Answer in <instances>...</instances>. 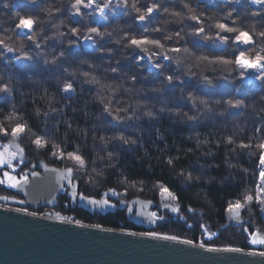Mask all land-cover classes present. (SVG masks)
<instances>
[{
  "label": "trees",
  "instance_id": "trees-1",
  "mask_svg": "<svg viewBox=\"0 0 264 264\" xmlns=\"http://www.w3.org/2000/svg\"><path fill=\"white\" fill-rule=\"evenodd\" d=\"M96 1L93 4L89 0H0V48L4 41L19 42L17 47L6 44L13 47V56L16 57L3 58L0 54V78L5 77L6 73L9 78L19 72L28 74V84L35 89L28 91L33 96H27L24 92L19 97L14 93L17 96L14 98L22 103V98L28 101L34 97L48 98L41 103L33 100L23 104L25 108L22 114L27 124L45 119L43 131H49L45 135L53 136V140L57 141H50L51 147L68 155L79 152L88 157L87 160L90 158L87 155L89 148L100 146L97 141L104 137L102 141L107 145V150L102 152L99 149L94 154L96 156L102 152L100 165L107 164L109 170L119 164L118 160L122 167H131V171L124 170L127 177L135 178L148 187L151 179L147 180L141 174L146 168H153L155 173L152 180L162 176L156 174L157 171L172 184L173 179L177 182L190 178L198 183L208 180L210 182H205L211 184L209 195L213 192L217 194L221 191L217 185L226 183L225 191L221 192L225 199L231 201L237 200L243 190L252 193V180L246 181V178L256 170L264 143V133L256 136L258 128H254V125L262 122L260 128L264 130V120L247 118L243 121L248 135H243L245 127L235 130L221 127L213 135L211 130L217 128L215 123L220 121L215 118L214 125L210 123L207 126L206 116L217 107L220 110L213 114L220 116L225 113L213 95L218 83L216 78L219 74L216 71L225 66L228 68L226 55L238 53L232 45L224 48V51L220 50L223 63L214 64L211 60L216 55L214 51L220 49V37L227 35L229 38L245 32L250 33L255 41V29L257 31L258 27L251 24L256 23L257 19H264V12L256 10L251 0L218 1L212 7L203 6L196 0ZM161 1L167 5L173 3L176 14L170 16L158 12L157 16L145 18L142 25L136 26V11L151 4L159 5ZM261 1L264 0H257ZM178 5L181 7H176ZM103 8V12H98ZM193 11L196 14L192 15ZM182 16L184 20H181ZM161 17L166 19V24ZM26 19L32 23V34L21 38L19 22ZM159 24H164V27ZM230 28L232 31L226 32ZM197 29H201L200 36L196 35ZM193 30L191 39L199 49L189 54L181 47V42L187 37L183 34L191 36ZM195 36L200 39H195ZM81 40H84L82 44ZM257 40L259 43L254 46L260 47L261 53L264 39ZM210 50L214 51L209 53ZM178 53L191 57L183 60L185 65L182 72L169 73L170 67L157 63L156 55L176 59ZM136 54L153 60L155 71L159 74L152 78L147 70V60L137 63ZM260 58L264 60V54ZM27 59L33 64L22 67L23 60L27 62ZM13 61H19V67L12 64ZM260 65L264 69V62ZM67 75L69 80L60 87V80ZM197 79L199 83L195 82ZM71 84L74 91L68 99L66 88ZM50 85L52 88H48ZM263 87L260 80L252 87L254 97L260 99L264 96ZM195 98L200 102L194 103ZM5 102L0 104L1 121L8 120L6 112L10 111V103ZM49 103L57 105L58 111L45 110ZM170 107L175 109V114L166 113ZM259 107L264 109V103H260ZM263 114L262 110L260 116ZM104 117L107 121L110 119V125L105 123ZM108 130L112 132L108 133ZM234 138L236 141L231 142ZM158 142L164 144L163 150L158 148L161 144H156ZM185 171L193 173L196 180L192 179L194 175L181 176ZM240 172L244 175L241 176ZM192 181L186 184L190 188L178 195L180 200L202 207L212 224L222 223L223 204L211 201L205 194H197L199 186L193 187ZM167 187L172 189L170 184ZM75 213L70 216L84 222L113 227L117 226V222L121 223L109 221L116 216L95 219V215L81 211ZM170 232L174 231L162 230L159 233L170 235ZM185 234L183 231L173 235ZM191 238L194 240L196 236Z\"/></svg>",
  "mask_w": 264,
  "mask_h": 264
},
{
  "label": "rangeland",
  "instance_id": "rangeland-1",
  "mask_svg": "<svg viewBox=\"0 0 264 264\" xmlns=\"http://www.w3.org/2000/svg\"><path fill=\"white\" fill-rule=\"evenodd\" d=\"M197 2L204 4L203 6L212 7V5H215V3L219 2H225L226 0H196ZM95 4L96 0H89V3ZM158 2V1H156ZM251 4L254 5L256 10H260L261 12H264V1L257 2V0H251ZM168 6H173V8H168ZM176 7H181V5H178ZM103 9H99L98 12H103ZM176 8L174 4L167 5L165 2H160L159 5L152 4L148 7H144L143 9H139L136 11L137 14H135L136 18V26L142 25V22L151 18L153 15L157 16L158 12H163L165 14H168L170 16L176 14ZM192 15L196 14L194 11L191 13ZM184 16V15H183ZM182 16L181 20H184L185 18ZM159 17L157 19L159 23ZM161 21L166 24V19L161 17ZM182 22V21H181ZM145 23V22H144ZM264 19L260 20L257 19L256 23H252L251 26H255L258 30L255 29V37L257 39H264ZM197 24V23H196ZM146 25V24H144ZM164 24H159V26H163ZM178 27V25H177ZM144 29V28H143ZM150 29V28H148ZM147 29V30H148ZM195 29V27H194ZM32 23L30 20L26 19L22 22H19V36L21 38H27L32 34ZM146 30V31H147ZM201 29H197L196 35L200 36ZM232 28L229 29L231 32ZM194 33V30L190 36L187 33L183 34L186 37V40H183V43L181 42V47L185 48L186 51L191 54L194 52V50L199 49L198 47H195L194 45L197 43H194L191 38ZM146 34V32H145ZM147 35V34H146ZM250 33L240 32L238 35H231L229 38H227V35H222L220 37V49L216 50H210L209 53L214 51V58H212L211 61H213L214 64L217 63H223L221 62V51H224V48H228L231 45L236 49V52L234 54L226 55L225 61L226 63L229 62V66L226 69V66L219 69L220 71H216L219 75L216 79H218L217 88L213 91L214 98L217 103H220L221 107H223L225 113H221L220 116L213 114L212 112L219 111L220 108H215L211 113H208L206 116V125L209 126L210 123L214 125L215 118L220 121V123H215V129L211 130L212 134L215 135L218 128L223 127V129H230L234 128V130L238 127H245L243 135L247 134L246 125L243 121L247 120L249 118L250 120H254L256 118H262L260 116V113L264 112V109L259 107L260 103H264V96H262L260 99H257L256 96L254 97V87L255 84L260 80L261 84L264 85V69H262V66L260 63L264 62L262 60L264 50L260 53L261 48L258 46H254L255 43H259L257 39L255 41L250 37ZM46 37V36H45ZM196 37V36H195ZM200 39V37H196L195 39ZM82 41L81 40V44ZM198 41V40H197ZM140 43V42H139ZM139 43H133L134 45H138ZM18 46L19 42L9 43L5 42L2 44L0 48V54L3 56V58L6 57H16V55L13 56L14 52L12 51L13 47L10 45ZM83 44H86L83 43ZM191 45V46H190ZM200 45V44H199ZM88 47V45L86 46ZM73 48H75L73 46ZM196 48V49H195ZM237 48H240L238 50ZM207 53V54H209ZM263 53V54H262ZM35 58L36 56H31ZM136 61L137 63L146 62V58H144L142 55L136 54ZM134 57V58H135ZM256 57V58H255ZM157 63L161 62L164 64L165 67H170L169 73H179L182 72L184 69L182 68L184 64L183 60H188L191 57L181 54H176V59L170 57V56H159L156 55ZM45 59V58H44ZM43 59V60H44ZM41 60V57H40ZM25 62L23 60L22 67H29V65L33 63H29V59ZM51 62V61H50ZM19 61H13L12 64H17V67H19ZM187 63V61H186ZM196 66H193V68ZM21 67V68H22ZM20 69V68H19ZM147 70L149 73H151L152 78L156 74H159V72L155 71V63L153 60H147ZM28 74H24L23 72H19L18 75L12 76L9 78V74L6 73L5 77H1V84H0V104L4 103H10V111L7 110L6 116L8 120L1 121L0 120V187L2 191H0V197L6 196L5 193H8L11 191V193L14 194L13 198L10 200H5L8 202L15 201L17 202V206L21 208V205L19 200H26L25 196L28 195L31 191L36 192L35 185L34 188H31L30 181L36 182V184L39 186L47 184V186L50 184V182H54L53 186L49 191H47L46 194H43V201L42 204H47L48 207L43 206L41 209H48V208H54L55 210H58L61 215H64L65 209H70V207H73L75 209L76 205H74L73 202H84L88 200H94V201H103V203H108L110 205H113L115 207L114 210H111L110 208H100V211H97L96 209L91 210V212L88 211V209L82 207L84 204L81 203L79 205L78 210L81 212H86L89 215H95L99 219L101 218H108V217H117V218H109L110 222H117L120 221L121 223L117 222V226L113 227V229H128V230H137L135 233L145 234H160L159 232L162 230L165 231H174L170 232V235L172 237H176L173 234H177V232H183L185 231V235H189V237H195L197 240H203L205 242V246H217V244L220 242L222 244H225L227 246H233L238 247V239L242 240V243L246 244L248 247H251L252 249H261L262 247V241H259L256 243L253 239H251V236H253L252 233L256 232L257 230L254 229V225L252 223H249V225H252L251 228L248 226L247 222L255 219V225H259V222L261 220V226L258 228V231L262 229L264 226V219L260 216L262 213L261 207H260V200H259V191H262L263 188V177H264V143L261 145L262 154L260 156L258 165L256 167V170H252V174H249V177L246 178L248 180H252L251 183L253 185L251 186L252 193L254 195V198L256 202H249L241 195L237 197V200H229L225 199L223 196V192L225 191V184L217 185L219 191L217 194L212 193V195H209V189L211 188V184H208V182L202 181H192L187 180L188 178L180 180L178 183L176 181L171 180L174 182L173 184L170 183V180L167 179L165 176H163L162 173L159 171L156 172L161 174L160 178L153 179V174L155 173V169H148L146 168L144 170V173L141 174L143 178H146L147 180H150V187L142 186L141 181H138L135 178L127 177L126 173L124 172L125 169L131 171V167L121 166L122 163L117 160V162L120 164H115L113 167H110L109 170L106 168L107 164L100 165L102 163V157L101 153L105 152L107 150V145L102 141L104 137L100 138L99 142L97 141V144L100 145L98 147L94 146L87 149L88 150V156L90 157L89 160L88 157L82 156L77 153L72 152L70 155L64 153L63 151L56 150L54 147H51L50 141L53 140V136L45 135L46 132L49 131H43V123H45V119H40L39 121L32 122L27 124L26 119L24 118V114H22V110H24L25 106L23 107V104L31 101H35L38 103H41V101H45L48 98H40L37 99V97H34L33 99L22 98V101H19L15 99L14 97H17L14 95H18L19 97L26 94L27 96H33L28 93V91H32L35 88H30V85L28 84ZM69 80L68 75L60 80V87H62L65 82ZM168 80V79H166ZM201 81V80H200ZM195 82L199 83V79H197ZM45 87V86H44ZM52 88V86H48V88ZM264 88V87H263ZM67 89L68 96L67 98L70 99L72 97L74 88L71 84ZM25 92V93H24ZM256 92V91H255ZM24 93V94H23ZM264 95V94H263ZM4 100L3 102L1 100ZM195 102H200V99H193ZM2 102V103H1ZM211 103H215L213 101H210ZM20 103H22L20 105ZM239 103H245L244 105H241ZM210 105V103H207ZM44 107V106H43ZM58 106L54 103H49L46 105L45 110L49 111H58ZM175 109H172L171 107L166 110V113H174ZM18 113L20 114L18 115ZM165 113V112H164ZM183 113V112H182ZM42 114V112L40 113ZM37 116V115H36ZM40 117V116H37ZM105 123L111 124L110 119L103 118ZM183 119V117H182ZM180 118V120H182ZM185 120V119H184ZM102 121V120H101ZM100 121V122H101ZM216 122V120H215ZM247 124V122H245ZM259 123V122H258ZM257 126L254 125V128H258L256 132V136L259 135L260 132L264 133V130L260 128L262 126V122ZM113 126V124H112ZM56 125L54 126V128ZM112 132V130L107 131ZM129 132V131H128ZM242 133V132H241ZM148 135V134H147ZM151 137L150 135H148ZM153 138V137H152ZM216 139V137L214 136ZM151 140V139H150ZM154 140V139H153ZM157 141V140H156ZM231 142H235L236 139H231ZM104 143V144H103ZM161 142H158L156 144H160ZM163 146V147H162ZM164 144L161 143L158 148H161L163 150ZM156 148V146H155ZM101 149V153L94 156L95 151L98 152ZM108 155V154H107ZM185 156H182L184 158ZM101 158V159H99ZM105 159V158H104ZM124 159V158H123ZM116 160V159H115ZM114 160V161H115ZM113 161V162H114ZM44 165H48L46 169H52L49 170V172L53 173L54 177H50L47 179L44 178L45 172L44 170H40ZM25 166L31 167L32 169L37 170L38 168L41 173L38 175L42 177V179H35L32 177V174H35V172H23ZM66 168L68 169V172L66 171ZM154 168H157L154 166ZM159 169V168H157ZM31 170V169H30ZM56 172H55V171ZM71 176L79 175V180L83 181V184H80V186L73 185L71 182H67L66 175ZM185 171L184 174H181V176H187V175H194L193 173H187ZM227 173V172H226ZM254 173V174H253ZM55 174H58L59 176L55 178ZM241 176H243V172H240ZM155 177V176H154ZM188 177V176H187ZM193 176L192 179L194 178ZM69 178V177H68ZM101 179H104L106 182L103 183ZM135 179V180H134ZM46 180V181H45ZM196 180V179H195ZM43 181V182H42ZM192 181L193 187H197L196 190H198V193L205 194L209 196V199L211 201L215 200L218 201V203H222V219L220 224L214 225L211 223V221L207 218L205 215L203 208L199 206H193L189 205L178 197V195L183 194V191L187 190L189 187L186 186L188 182ZM254 181V182H253ZM101 182V183H100ZM226 182V181H225ZM103 183V184H102ZM171 185L172 189H170L168 184ZM215 183V182H214ZM124 184V185H122ZM147 184V183H146ZM103 186L104 187V194L107 193V190L113 189L115 187L116 193H113L115 197L122 196L119 199L128 200V205L134 204L137 206H154L153 201H157L158 205V211L161 212L160 214L152 215V217L156 218L155 220H151L149 222L148 217L151 215L150 212L140 213L137 212L133 215L134 218H137L138 221L142 220L143 222L136 224V226L132 225L131 219H126L125 215V209L127 207V204L122 201L120 204V208H118L117 205H114L112 202H110V199H113L112 193L109 195H103L98 192V190L94 189L96 186ZM152 185V186H151ZM3 186V187H2ZM46 186V185H45ZM130 188L132 191H124L125 188ZM159 186V188L157 187ZM162 186V188H160ZM121 187V188H119ZM135 187V188H134ZM175 187V188H174ZM50 188V187H49ZM31 189V190H30ZM138 189V190H137ZM148 189H153L154 192ZM93 191V193H92ZM182 192V193H181ZM249 195V196H251ZM203 196V195H202ZM91 197V199H90ZM84 198V199H83ZM110 198V199H109ZM14 199V200H13ZM109 199V200H108ZM2 198H0V201ZM153 200V201H152ZM32 201V200H30ZM4 202V203H8ZM27 202V201H26ZM3 202H0V204L5 205ZM26 205V204H25ZM50 205V207H49ZM28 206V205H26ZM161 208H160V207ZM60 208V209H59ZM22 209V208H21ZM25 209V208H23ZM29 209V206H28ZM120 209V210H118ZM236 209V210H235ZM41 210V212H42ZM77 210V211H78ZM102 210V211H101ZM235 210V211H233ZM242 212V216L237 218H232L234 212ZM76 214V213H75ZM107 214V215H106ZM131 211L128 209V217H131ZM74 217L68 216V219H72ZM230 218V219H229ZM96 219V218H95ZM246 219V222L243 220ZM131 221V222H130ZM146 221V222H144ZM241 222V223H237ZM254 223V221H251ZM92 225L96 226H102L100 224L91 223ZM119 224V225H118ZM221 225V226H220ZM225 225V226H224ZM149 226L150 229H145L144 227ZM261 228V229H260ZM264 229V228H263ZM250 231V234L246 236L245 232ZM178 232V233H179ZM240 232V233H238ZM260 232V231H259ZM264 232V231H263ZM262 232V233H263ZM166 235L169 236V233ZM264 235V233H263ZM236 238L235 240L232 238ZM242 236V237H241ZM193 241V239H190ZM218 242V243H217ZM264 249V245L262 250Z\"/></svg>",
  "mask_w": 264,
  "mask_h": 264
},
{
  "label": "water",
  "instance_id": "water-1",
  "mask_svg": "<svg viewBox=\"0 0 264 264\" xmlns=\"http://www.w3.org/2000/svg\"><path fill=\"white\" fill-rule=\"evenodd\" d=\"M32 177L42 179L38 173L32 174ZM44 178L48 180L50 176L45 173ZM34 183L30 182L31 186H36V192L31 191L25 196L28 202L41 201L42 195L54 184L50 182L48 186H38ZM262 191L264 194V179ZM1 201L8 202L5 199ZM88 201L92 206L84 208L89 212L102 208L103 202ZM11 202L17 205V202ZM42 203L38 205L48 207ZM103 206L115 209L108 203ZM20 213L5 211L0 206V264H264V256L206 251L183 242L171 243L162 237L150 238L130 232L122 234L81 224L48 223ZM148 227L144 228L150 229Z\"/></svg>",
  "mask_w": 264,
  "mask_h": 264
},
{
  "label": "bare ground",
  "instance_id": "bare-ground-1",
  "mask_svg": "<svg viewBox=\"0 0 264 264\" xmlns=\"http://www.w3.org/2000/svg\"><path fill=\"white\" fill-rule=\"evenodd\" d=\"M115 130H117V129L115 128ZM114 149H116V148H114ZM47 166L48 165H44L42 168H43L44 172L51 177L52 176V173H50L49 170L46 169ZM26 167L27 166H25V168ZM25 168H24V170H25ZM68 169L69 168H66V171L67 172H68ZM24 172H27V171L25 170ZM28 172H30V171H28ZM58 176H59L58 174H55V178L58 177ZM52 177H54V176H52ZM66 177H67L66 183L67 182H71V183H73V185H77L78 184L79 186H80V184H83V181L82 180H79V175H75L74 174L73 176H71L72 178H70V176L67 173ZM101 180H103L102 181L103 183L106 182L104 179H101ZM30 182H32V181H30ZM178 182L179 181H177V183ZM122 185H124V184H122ZM142 186H145V185H142ZM157 187L159 188V186H157ZM119 188H121V187H119ZM160 188H162V186H160ZM94 189L98 190V192H100V194H103L105 196L106 195H109L111 193H112V195H114L113 193H116L115 187H113V189H111V190H107V193L106 194H104L105 192L103 191L104 190V187L103 186H99L98 185ZM148 190H151L152 192H154L153 189H148ZM124 191H132V189L127 188V186H126V188H125ZM243 191L244 192H241L239 194V196L241 195L242 197H244L247 201H249L251 203L252 202L253 203L256 202V200L254 198V195L253 194L251 195V192H249V190H243ZM92 193H93V191H92ZM249 195H251V196H249ZM0 198L5 199V200H10L11 198H13V195H12V197L11 196H1ZM90 199H91V197H90ZM259 200H260V207H261V210H262V207L264 208V194L261 191H259ZM19 201L22 202V203H20L22 209L19 208L14 202L4 203L5 205L0 204V206L2 207V209H5V211H12L14 213L21 212L20 214H24L25 216H28L29 218L44 220V221H46L48 223L54 222V223L65 224V225H67V224H71V225L81 224V225H87V226H94V225H92L89 222L82 221V219H77V218L76 219L75 218L68 219V216L70 214H74L75 212H78L79 211L78 210V207L82 203L80 201L79 202H73L74 205H76L75 209L73 207H70L72 210H70L69 208L68 209H65V213H63L64 215H61L59 213V211L58 210H55L54 208H48V209H43L42 210L41 208L43 206H39L38 205L39 203H42V201H40V200H36V201H32V202L31 201L28 202L27 200H23V201L22 200H19ZM26 201H27V203H26ZM0 202H2V201H0ZM84 202L86 203L85 206L87 208L89 206H92V205H90L91 202H89L88 199H87V201H84ZM25 204L29 206V209H28V206H26ZM104 204L101 203L102 208H105V206H103ZM85 206L83 205L82 207H85ZM23 208H25V209H23ZM118 208H120V205L118 206ZM41 210H42V212H41ZM118 210H120V209H118ZM235 210H233V211H235ZM46 211H48V213H46ZM84 213L87 214L86 212H84ZM262 213L263 214H260V216L264 219V212H262ZM232 216H233L232 218L240 217V216H242V212L241 211L234 212ZM95 218H98V217H95ZM243 221L246 222V219H244ZM251 221H254V223L251 222ZM251 221L247 222L248 226L251 228L252 225H249V223H252L254 225V229L257 230L256 232L252 233L253 236H251V239H253L256 243H258L259 241H262V247H261V249H256L255 250V249H252L251 247H248L246 244L242 243V240H240V238L237 241L238 247L227 246V245L222 244L220 242L219 243L217 242L218 243L217 246H205V242H203V240H199V239L197 240V238H194V240L191 241L190 240L191 237H189L188 235H181V236L180 235H175L176 237H172L171 235L168 236L166 234H150V233H145V234L138 233V234H140L141 236H149L150 238L154 237V238L160 239L162 237L163 240H166V241L169 240L171 243L174 242V241H176L177 243L183 242V243H186V244H190V246H192L194 248H198V249H202V250H206V251L240 252V253H249V254L258 255V256H264V249L262 250L263 245H264V235H263V233H264L263 232L264 231V229H263L264 226L262 227V229L260 228L261 230H259L260 231L259 232L258 231V228L261 226V220L259 222V225H255V219H253ZM237 223H241V222H237ZM96 227H100V229H102V230L108 229V230H111V231H113V230L114 231H118L119 233H122V234H124V232H127V233L130 232V233L136 234L135 232L137 231V230H128V229H124V230H121V229H113L112 226H103V225L102 226L96 225ZM238 233H240V232H238ZM245 233H246L245 235L248 236L250 234V231H246ZM179 234H180V232H179ZM232 238L234 240L236 239V238H234V236H232Z\"/></svg>",
  "mask_w": 264,
  "mask_h": 264
},
{
  "label": "flooded vegetation",
  "instance_id": "flooded-vegetation-1",
  "mask_svg": "<svg viewBox=\"0 0 264 264\" xmlns=\"http://www.w3.org/2000/svg\"><path fill=\"white\" fill-rule=\"evenodd\" d=\"M31 169V170H30ZM37 170H35V169H32L31 167H26L25 168V170L28 172V171H31V173H33V172H35V173H41V171L38 169V168H36ZM25 170H23V172L25 171ZM3 187V186H2ZM0 191H2V189H1V187H0ZM6 194V196H11L12 197V195L14 196V194L13 193H11V191L10 192H8V193H5ZM122 196H118V197H115L114 195H113V199H110V202H112L114 205H117V206H119L121 203H122V201H124L126 204H127V202H129L128 200H124V199H119V198H121ZM108 199V200H109ZM153 201V200H152ZM153 204H154V206L155 207H153V206H146V205H143V206H137V205H134V204H131V205H128L127 204V207H126V209H125V215H126V219H131L133 222H132V225H134V226H136V224H135V222L137 223V224H139V223H141V222H143L142 220H139L138 221V219L137 218H134L133 217V215L134 214H136L137 212H140V213H145V214H148L147 212H150L151 213V215L148 217V219H149V222L153 219V220H155L156 218H154V217H152V215L154 216V215H158V214H160L161 212H159L158 211V205H157V201H153ZM128 209H129V211H131V217H128ZM131 222V221H130ZM144 222H146V221H144Z\"/></svg>",
  "mask_w": 264,
  "mask_h": 264
}]
</instances>
